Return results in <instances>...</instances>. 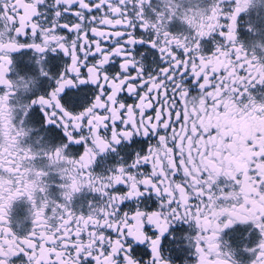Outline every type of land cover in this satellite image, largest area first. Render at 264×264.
<instances>
[{"label": "snow or ice", "instance_id": "snow-or-ice-1", "mask_svg": "<svg viewBox=\"0 0 264 264\" xmlns=\"http://www.w3.org/2000/svg\"><path fill=\"white\" fill-rule=\"evenodd\" d=\"M0 264H264V0H0Z\"/></svg>", "mask_w": 264, "mask_h": 264}, {"label": "flooded vegetation", "instance_id": "flooded-vegetation-1", "mask_svg": "<svg viewBox=\"0 0 264 264\" xmlns=\"http://www.w3.org/2000/svg\"><path fill=\"white\" fill-rule=\"evenodd\" d=\"M18 211L22 214L23 213V206L21 205V206H19V209H18Z\"/></svg>", "mask_w": 264, "mask_h": 264}]
</instances>
